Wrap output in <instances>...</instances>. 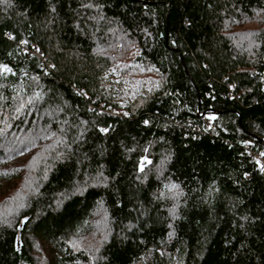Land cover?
Masks as SVG:
<instances>
[{
	"label": "trees",
	"instance_id": "obj_1",
	"mask_svg": "<svg viewBox=\"0 0 264 264\" xmlns=\"http://www.w3.org/2000/svg\"><path fill=\"white\" fill-rule=\"evenodd\" d=\"M263 68L264 0H0V264H264Z\"/></svg>",
	"mask_w": 264,
	"mask_h": 264
},
{
	"label": "built area",
	"instance_id": "obj_2",
	"mask_svg": "<svg viewBox=\"0 0 264 264\" xmlns=\"http://www.w3.org/2000/svg\"><path fill=\"white\" fill-rule=\"evenodd\" d=\"M261 84H262V88L264 89V68L261 73ZM201 120L207 128H210L212 126V113L211 112L204 113L201 116ZM247 148L249 155L252 157L256 165L260 168L261 172L264 174V152H262L261 150H254L251 147H247Z\"/></svg>",
	"mask_w": 264,
	"mask_h": 264
},
{
	"label": "rangeland",
	"instance_id": "obj_3",
	"mask_svg": "<svg viewBox=\"0 0 264 264\" xmlns=\"http://www.w3.org/2000/svg\"><path fill=\"white\" fill-rule=\"evenodd\" d=\"M20 158H17L16 160H13L12 163L18 162ZM9 189V188H8ZM8 191V190H7ZM98 234V236H97ZM96 235H91L87 239L84 238V242H79L80 245H83L84 247L89 246V248L95 249L96 246L99 244V239L101 238L102 232H98ZM89 239V240H88ZM93 242V243H92ZM90 250V249H89Z\"/></svg>",
	"mask_w": 264,
	"mask_h": 264
}]
</instances>
